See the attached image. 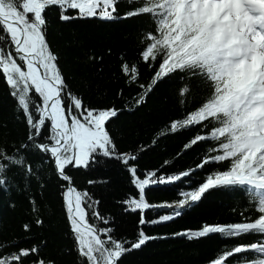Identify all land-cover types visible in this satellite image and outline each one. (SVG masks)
<instances>
[{
  "label": "snow or ice",
  "instance_id": "6c2138e0",
  "mask_svg": "<svg viewBox=\"0 0 264 264\" xmlns=\"http://www.w3.org/2000/svg\"><path fill=\"white\" fill-rule=\"evenodd\" d=\"M132 20L143 27L134 60L119 58L124 86L111 104L86 103L50 37H74L78 24ZM75 39L83 64L103 71L104 54ZM0 81L23 126L14 136L0 125V198L12 210L18 198L26 204L19 233L0 232V264H126L168 239H219L223 247L206 264H264V0H0ZM165 87L176 115L149 141L122 148L112 125ZM185 133L192 134L171 158L141 165L163 140ZM202 147L192 165L177 166ZM113 167L130 188L108 206L104 191L112 179L97 174ZM51 186L66 227V247L56 251L47 234ZM214 192L241 197L232 208L239 220L150 234L190 215ZM149 194L169 198L153 202ZM133 214L137 228L127 238L119 218Z\"/></svg>",
  "mask_w": 264,
  "mask_h": 264
},
{
  "label": "trees",
  "instance_id": "16d2710c",
  "mask_svg": "<svg viewBox=\"0 0 264 264\" xmlns=\"http://www.w3.org/2000/svg\"><path fill=\"white\" fill-rule=\"evenodd\" d=\"M143 25L140 21L132 20L109 26H86L82 24L73 26L74 37L67 34L61 35L54 31L50 37L52 46L63 57L62 68L74 91L81 94L86 103L93 105H108L116 99V93L124 86L118 66L120 56L129 58L137 56L140 43L138 29ZM86 49L94 50L98 54H104L103 71L97 73L90 66L82 62L83 51L77 45L76 39ZM111 48V55L107 49ZM81 57V59H78ZM141 71H143L141 69ZM122 107H131L122 105ZM175 105L171 90L162 88L148 99L143 109L133 115L125 111L112 125V130L124 149H132L138 143L147 142L153 136V130L163 126L169 117L175 116ZM7 125L14 136L23 134V126L18 124L14 117L13 104L7 96L6 87L0 81V125ZM192 133L183 136L163 140L161 146L147 152L141 160L145 168H152L162 163L166 158H171L179 150V145ZM189 152L177 160V166L188 167L193 164L198 152ZM97 175H108L112 179V185L104 191L105 204L111 206L113 198H120L128 193L130 185L125 175L113 167L108 172ZM82 179V178H81ZM153 202L168 199L165 195L149 194ZM4 199L0 198V232L3 237H11L18 234L20 224L24 220L26 204L18 198V207L9 209ZM238 202H242L239 196H228L222 192H214L205 200L202 207L193 211L175 223L167 226H157L150 229V234H171L174 231L185 228H198L203 222L227 223L240 218L233 214L232 208ZM51 219L47 222L48 232L51 236L50 251H56L66 247L64 233L66 231L64 217L60 211V201L55 194L54 186L49 188L48 203ZM117 211V209H111ZM138 217L136 215H124L119 218V231L127 238H132L137 228ZM220 247H223L219 239L205 240L199 244L189 243L183 239H168L152 242L143 252L130 257L126 264H206L207 258Z\"/></svg>",
  "mask_w": 264,
  "mask_h": 264
}]
</instances>
